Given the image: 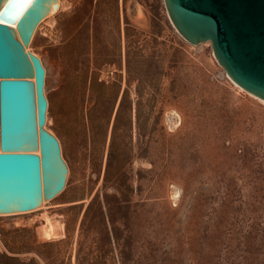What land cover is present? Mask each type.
I'll list each match as a JSON object with an SVG mask.
<instances>
[{
  "label": "rangeland",
  "instance_id": "obj_1",
  "mask_svg": "<svg viewBox=\"0 0 264 264\" xmlns=\"http://www.w3.org/2000/svg\"><path fill=\"white\" fill-rule=\"evenodd\" d=\"M28 51L68 175L0 215V264H264V104L164 0H62Z\"/></svg>",
  "mask_w": 264,
  "mask_h": 264
},
{
  "label": "water",
  "instance_id": "obj_2",
  "mask_svg": "<svg viewBox=\"0 0 264 264\" xmlns=\"http://www.w3.org/2000/svg\"><path fill=\"white\" fill-rule=\"evenodd\" d=\"M164 4L185 41L210 42L226 75L264 101V0ZM57 8L58 0H0V215L35 210L65 186L59 143L44 129L45 70L26 51L38 25Z\"/></svg>",
  "mask_w": 264,
  "mask_h": 264
},
{
  "label": "bare ground",
  "instance_id": "obj_3",
  "mask_svg": "<svg viewBox=\"0 0 264 264\" xmlns=\"http://www.w3.org/2000/svg\"><path fill=\"white\" fill-rule=\"evenodd\" d=\"M61 6H62V0H58V8H57V10L56 11H52L48 16H47V18H49L50 16H52L53 14H55L57 11H59L60 9H61ZM46 18V19H47ZM44 21V20H43ZM39 26V25H38ZM13 29H14V27H13ZM34 33H35V31H34ZM34 33H33V35H32V38H31V40L33 39V36H34ZM14 34H15V36H16V38H18V36H17V33L15 32V29H14ZM31 40H30V42H31ZM26 51H28V48H26ZM28 52H30V51H28ZM32 53V52H31ZM33 54V53H32ZM34 55V54H33ZM35 56V55H34ZM37 57V56H36ZM229 78V77H228ZM230 79V78H229ZM230 82L238 89V90H240V91H242V92H244V93H246L247 95H249L250 97H252L253 99H255V100H257L258 102H260V103H262V104H264V101L263 100H261V99H259V98H257V97H255V96H253L252 94H250V93H248V92H246V91H244L242 88H240L238 85H236L231 79H230ZM43 93H44V91H43ZM44 97H45V94H44ZM46 98V97H45ZM46 101H47V99H46ZM47 105H48V103H47ZM46 112H47V109H46ZM45 121H46V115H45ZM45 125V124H44ZM44 129H46L50 134H52L51 132H50V130L48 129V128H46L45 126H44ZM53 135V134H52ZM54 136V135H53ZM56 138V137H55ZM57 139V138H56ZM58 141V140H57ZM59 143V142H58ZM59 147H60V145H59ZM60 152H61V150H60ZM36 155H39V153H38V151L35 153ZM62 157V156H61ZM63 159V158H62ZM64 160V159H63ZM64 163L66 164V162L64 161ZM66 166H67V164H66ZM67 170H68V167H67ZM67 175H68V173H67ZM66 179H67V176H66ZM65 185H66V182H65ZM65 187V186H64ZM47 203V201H43L42 202V204H41V206L40 207H38L37 209H35V210H32V211H28V212H22V213H13V214H8V215H3V216H12V215H18V214H27V213H30V212H34V211H37V210H39V209H41L42 207H44V205ZM43 221H44V226H43V234H42V236L44 235V237L46 238V239H51V238H53V237H56V233H55V228H54V226L50 223V221L45 217V218H43ZM55 224V223H54ZM61 225V224H60ZM59 226V225H58ZM61 226H63V225H61ZM61 228V227H60ZM60 230V229H59ZM42 231V230H41ZM61 231V230H60ZM42 233V232H41ZM62 234V233H61ZM60 235V234H59ZM63 235V234H62ZM44 238V239H45Z\"/></svg>",
  "mask_w": 264,
  "mask_h": 264
},
{
  "label": "trees",
  "instance_id": "obj_4",
  "mask_svg": "<svg viewBox=\"0 0 264 264\" xmlns=\"http://www.w3.org/2000/svg\"><path fill=\"white\" fill-rule=\"evenodd\" d=\"M119 109H120V107H118V110H117V113H116V117H117V115L119 114Z\"/></svg>",
  "mask_w": 264,
  "mask_h": 264
}]
</instances>
